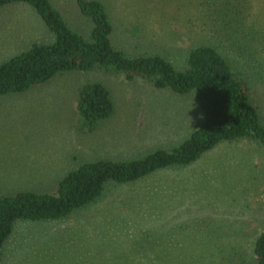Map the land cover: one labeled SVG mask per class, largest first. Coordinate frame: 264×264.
<instances>
[{
    "label": "rangeland",
    "instance_id": "374dc122",
    "mask_svg": "<svg viewBox=\"0 0 264 264\" xmlns=\"http://www.w3.org/2000/svg\"><path fill=\"white\" fill-rule=\"evenodd\" d=\"M90 39L76 0H49ZM111 41L128 56L158 55L184 71L209 45L248 85L264 123V0H96ZM55 39L27 3L0 7V63ZM108 90L112 114L92 131L78 109L86 83ZM195 91L157 88L143 76L96 67L56 74L0 95V196L49 193L71 170L100 159L129 162L171 150L202 124ZM264 230V146L224 140L187 164L134 181H108L92 202L61 219L16 220L0 264H256Z\"/></svg>",
    "mask_w": 264,
    "mask_h": 264
},
{
    "label": "trees",
    "instance_id": "16d2710c",
    "mask_svg": "<svg viewBox=\"0 0 264 264\" xmlns=\"http://www.w3.org/2000/svg\"><path fill=\"white\" fill-rule=\"evenodd\" d=\"M76 1L80 12L92 22L90 39L70 29L49 0H0V7L20 2L31 5L55 36L51 43H34L0 63V95L25 91L61 72L102 67L124 72L127 79L146 77L157 88L195 91L203 122L171 150H156L129 162L100 159L83 163L67 173L52 194L21 191L1 195L0 256L16 220L65 218L98 197L108 181L130 182L158 168L190 163L224 140L250 139L264 146V123L249 99L248 85L215 47L192 49L184 71L158 55L128 56L112 43V26L102 4ZM77 109L86 130L92 131L112 114L113 103L106 87L92 82L79 88ZM254 255L256 264H264V230L255 239Z\"/></svg>",
    "mask_w": 264,
    "mask_h": 264
}]
</instances>
